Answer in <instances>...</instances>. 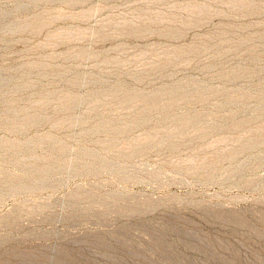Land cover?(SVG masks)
Masks as SVG:
<instances>
[{"label": "rangeland", "instance_id": "obj_1", "mask_svg": "<svg viewBox=\"0 0 264 264\" xmlns=\"http://www.w3.org/2000/svg\"><path fill=\"white\" fill-rule=\"evenodd\" d=\"M0 264H264V0H0Z\"/></svg>", "mask_w": 264, "mask_h": 264}]
</instances>
